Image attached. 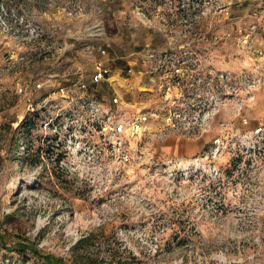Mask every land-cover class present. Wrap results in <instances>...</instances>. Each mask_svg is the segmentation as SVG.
Wrapping results in <instances>:
<instances>
[{
  "label": "rangeland",
  "instance_id": "1",
  "mask_svg": "<svg viewBox=\"0 0 264 264\" xmlns=\"http://www.w3.org/2000/svg\"><path fill=\"white\" fill-rule=\"evenodd\" d=\"M263 2L0 0V264H264Z\"/></svg>",
  "mask_w": 264,
  "mask_h": 264
},
{
  "label": "built area",
  "instance_id": "2",
  "mask_svg": "<svg viewBox=\"0 0 264 264\" xmlns=\"http://www.w3.org/2000/svg\"><path fill=\"white\" fill-rule=\"evenodd\" d=\"M239 1V0H236ZM235 0H222V5L219 6V12L223 14V16L232 21L235 17L234 10H232L233 4L236 2ZM184 22L186 23L188 19L191 17L189 15H183ZM250 21L243 25H238L234 28V33L237 35V40L240 45H255L254 38L255 34L259 31V21L261 18H264V2L257 7L251 9L250 12ZM234 23V22H233ZM231 34V33H230ZM187 45V44H186ZM255 52L258 55L262 54V49H255ZM256 54V55H257ZM261 66L257 65L255 67L256 73H253L250 78L247 75H243V79L245 82L249 83L250 87H264V74L261 72ZM115 75L111 71L110 67L107 66L102 61H98L95 66L94 79L95 80H104L111 82L113 81V77ZM144 117L139 116L132 120L130 128L135 130L136 132L141 130L142 122Z\"/></svg>",
  "mask_w": 264,
  "mask_h": 264
},
{
  "label": "trees",
  "instance_id": "3",
  "mask_svg": "<svg viewBox=\"0 0 264 264\" xmlns=\"http://www.w3.org/2000/svg\"><path fill=\"white\" fill-rule=\"evenodd\" d=\"M29 127H30V126L27 125V126L24 128L25 130L28 129V131H26V132H28V133H29ZM90 237H91V235L89 234V235L85 236L84 239H80V240H78V241L76 242V244L74 245L73 248L78 250L80 244H81L82 242L88 240ZM0 244H1V246H2L3 248H6L5 243H4L1 239H0ZM28 248H29V250H30L34 255H38L41 259H43V260L45 261V264H63V263H62V260H61L60 258H57V257H55V256H53V255H51V254H39L38 251L35 249V246H28Z\"/></svg>",
  "mask_w": 264,
  "mask_h": 264
},
{
  "label": "crops",
  "instance_id": "4",
  "mask_svg": "<svg viewBox=\"0 0 264 264\" xmlns=\"http://www.w3.org/2000/svg\"><path fill=\"white\" fill-rule=\"evenodd\" d=\"M259 32L264 33V18H261L259 21Z\"/></svg>",
  "mask_w": 264,
  "mask_h": 264
}]
</instances>
